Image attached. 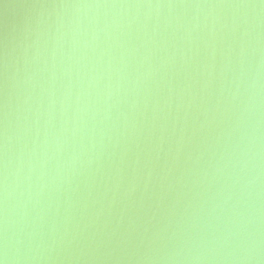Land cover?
Wrapping results in <instances>:
<instances>
[{"label":"water","instance_id":"1","mask_svg":"<svg viewBox=\"0 0 264 264\" xmlns=\"http://www.w3.org/2000/svg\"><path fill=\"white\" fill-rule=\"evenodd\" d=\"M5 241L8 264H264L261 0H0Z\"/></svg>","mask_w":264,"mask_h":264},{"label":"clouds","instance_id":"2","mask_svg":"<svg viewBox=\"0 0 264 264\" xmlns=\"http://www.w3.org/2000/svg\"><path fill=\"white\" fill-rule=\"evenodd\" d=\"M261 3H262V5H264V0H261ZM76 7H80V6L77 5ZM0 264H8V245H7V241H5L3 256H0Z\"/></svg>","mask_w":264,"mask_h":264}]
</instances>
